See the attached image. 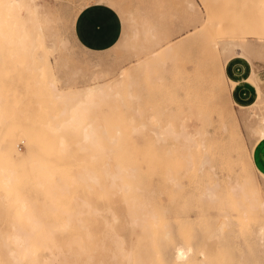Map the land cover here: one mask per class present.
Returning <instances> with one entry per match:
<instances>
[{
    "label": "bare ground",
    "instance_id": "bare-ground-1",
    "mask_svg": "<svg viewBox=\"0 0 264 264\" xmlns=\"http://www.w3.org/2000/svg\"><path fill=\"white\" fill-rule=\"evenodd\" d=\"M43 1L0 0V264H152L151 259H160L159 252L164 251L158 248L156 233H162L163 240H167L170 231L166 216L169 208L156 199V189L150 186L149 180L153 174L159 175L160 190H167L171 198L176 197L172 186L182 182L179 178L182 173L178 172L187 164H180L179 171L178 167L177 171L164 167L176 155L191 163L192 143L204 149L207 147L205 139L197 138L196 130L190 133L181 129V124L179 129L170 121L162 124L158 113L143 115L144 105L140 106L143 110L134 107L142 97L131 91V82L125 85V68L121 67L114 80L109 81L106 73L102 75L104 78H99L93 72L80 85L75 83L76 79L70 80V76L62 84L57 75L62 57L59 47L66 41L57 36L61 27L53 24V11H42ZM112 1L122 3L121 0L79 1L69 20H65L73 25L85 5L94 2L112 7ZM184 1L185 21L189 22L190 15L194 18L202 13L195 1ZM18 12L24 16H19ZM59 21L63 23V19ZM140 22L143 26L142 20ZM43 24L56 29L57 37L54 38L53 32L46 40L48 35L44 33ZM130 24L133 26L132 22ZM142 30L139 34L145 32ZM126 31L122 25L114 45L130 40ZM133 32V38L137 37L136 29ZM188 33L191 29L179 35L185 37ZM171 34L158 37L152 55L158 49L167 53L173 49L180 36L170 38ZM253 41L264 46V33L253 32ZM222 51L247 72L248 92L256 99L255 105L261 113L257 115L254 131L264 142V81L257 76L259 60L252 57L238 38L224 41ZM14 60L21 67L11 74L10 63ZM139 60L136 54L131 63L139 64ZM125 86L128 91L124 90ZM21 92L25 93L23 100L17 101ZM125 96L135 104V110L131 108L134 114L129 116L125 112L132 103L128 101L131 105H127ZM206 133H210L209 129ZM135 134L140 135V142ZM21 142L24 149L19 147ZM200 166L202 170L215 173L216 166L210 158L203 157ZM183 170L184 175L188 174ZM227 183V196L242 205L239 213L244 218L253 213L254 234L264 248V196L247 193L238 178L229 176ZM212 184L205 187L202 194L205 200L218 197ZM228 214L220 212L214 228L217 235L227 230ZM121 217L124 222H120ZM125 228L136 233V240L126 238L122 232ZM173 251L177 264H189L191 246L180 244ZM204 252L199 251L203 258L199 264H208ZM169 256L171 259L170 253Z\"/></svg>",
    "mask_w": 264,
    "mask_h": 264
},
{
    "label": "rangeland",
    "instance_id": "rangeland-1",
    "mask_svg": "<svg viewBox=\"0 0 264 264\" xmlns=\"http://www.w3.org/2000/svg\"><path fill=\"white\" fill-rule=\"evenodd\" d=\"M79 1L82 0L43 1L42 11L47 9L53 11V24L57 23L61 27V32L57 36L59 40L66 41L63 46H60L61 48L59 47L62 50V57L57 75L62 84H65L70 76V80L76 79L75 83L80 85L86 81L85 77L92 75L93 72V75L99 78H104L102 75L106 73L105 76L107 75L109 81L114 80L118 78L121 67L125 68V85L131 82V91L136 92L139 98L142 97L139 100L140 104L135 105L125 96L127 105H131L128 101L132 103V107L127 109L129 112H125L128 116L134 114L131 108L135 110L134 107L139 106L145 111V113L141 112L143 115L160 114L162 117L159 121L162 124L170 121L171 124H175L176 129H179L181 124L180 128L190 133L196 130L199 132L196 137L205 139L207 144V147L202 149V145L194 147L190 142L192 143L189 149L191 163L185 162V159L176 155L173 158V160L176 158V161L171 160L168 166L164 167L165 169L174 168L176 171L178 167L179 171V166L183 163L188 165L187 168L185 167L187 165L183 166L184 170L182 167L185 174L187 171L188 176L184 175L181 168L178 173L180 175L182 173L181 176L184 175V177L177 175L182 180L180 183L181 180L177 178L182 188L180 184L172 186L176 197L171 198L167 190H160L159 175L153 174L149 180L150 186L156 189V199L169 208L166 211L167 229L170 231V237L172 235V238L169 237L170 240L167 239V241L163 240L162 233H156L158 248L164 251L159 252L160 259L153 257L151 261L155 264H165L168 261L169 264L173 262L177 264L174 261L173 250L177 245L182 244L191 246L193 249V253L188 257L189 264H199V260L203 259L199 253L200 250L205 251L208 264H264V248L254 234L256 223L253 221V213L244 218L238 210L242 205H238L227 196L229 176L242 180L247 193L248 191L251 194L257 192L264 196V142L254 131L258 123L257 115L261 113L259 107L255 105L256 99L248 92L249 78L246 70L222 51L224 41L227 39L241 40L242 45L252 57L259 60L257 76L264 81V63H262L264 62V46L253 41V32L264 33V0H193L202 13L194 18L190 15L189 22L185 21L187 18L183 7L184 0H121L120 4L112 1V8L120 15L130 40L119 41L110 49L103 51H90L82 47L74 37L73 25L65 20H69ZM86 1L83 0V2ZM56 12L61 14L57 15ZM18 14L21 17L24 16L22 12ZM129 15L131 18H128ZM59 19H63V23ZM129 19L131 20L128 22ZM139 19L142 20L143 26ZM43 27H46L42 29L48 35L46 40H49L53 32H55L54 38L57 37L56 29L52 30L51 26L44 24ZM133 29H136V36L139 39L135 35L133 38ZM142 29L146 31L148 29L149 32ZM189 29L191 33H188V36L185 34L186 38L181 36ZM141 30L145 32L139 34ZM176 30L179 31L178 34ZM149 33H152L153 37ZM170 33H172L170 38L180 36L175 40L173 49L168 53L158 49L152 55L157 47L154 45L156 41ZM136 54L140 59L138 63L141 61L140 65L131 63ZM51 60L53 61L52 57ZM10 65L13 67V71L9 72L11 74L21 67L15 60ZM72 73L75 78L72 77ZM19 86L24 88L22 83L21 85L19 83ZM124 90L128 91V87L125 86ZM24 94V92L19 93L20 97L17 101L23 100ZM125 94L127 92H124ZM147 122L150 123L151 120L148 119ZM208 129L209 134L206 133ZM135 138L138 142L141 141L140 135L135 134ZM168 140L172 141L171 138ZM22 144L23 142L19 143V147L24 149ZM177 146L180 144L178 143ZM203 157L211 159V163L216 166L215 173H210L208 169L202 170L200 163ZM210 184L214 186L218 197L214 200H205L202 194L205 187ZM167 185L170 186V184ZM222 211L229 213V226L223 234L217 235L218 232L214 229L215 222ZM122 220L124 222L121 217L120 222ZM122 232L128 240H136V233H130L128 228ZM213 233L215 234L212 236Z\"/></svg>",
    "mask_w": 264,
    "mask_h": 264
},
{
    "label": "crops",
    "instance_id": "crops-1",
    "mask_svg": "<svg viewBox=\"0 0 264 264\" xmlns=\"http://www.w3.org/2000/svg\"><path fill=\"white\" fill-rule=\"evenodd\" d=\"M121 27L120 15L114 8L91 2L77 13L73 34L82 47L90 51H103L116 43Z\"/></svg>",
    "mask_w": 264,
    "mask_h": 264
}]
</instances>
